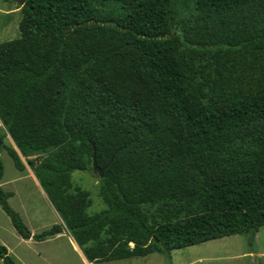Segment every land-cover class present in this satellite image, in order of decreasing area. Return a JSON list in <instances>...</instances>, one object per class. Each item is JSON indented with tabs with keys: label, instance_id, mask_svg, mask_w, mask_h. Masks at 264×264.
Here are the masks:
<instances>
[{
	"label": "trees",
	"instance_id": "1",
	"mask_svg": "<svg viewBox=\"0 0 264 264\" xmlns=\"http://www.w3.org/2000/svg\"><path fill=\"white\" fill-rule=\"evenodd\" d=\"M20 11L19 37L0 43V151L19 172L26 159L60 218L34 240L65 228L94 263L254 241L264 227V0H196L181 19L171 0H25ZM74 171L98 178L105 210L88 214ZM11 196L0 188V208L29 239ZM0 260L16 264L2 245Z\"/></svg>",
	"mask_w": 264,
	"mask_h": 264
},
{
	"label": "rangeland",
	"instance_id": "2",
	"mask_svg": "<svg viewBox=\"0 0 264 264\" xmlns=\"http://www.w3.org/2000/svg\"><path fill=\"white\" fill-rule=\"evenodd\" d=\"M0 0V43L14 40L19 37V24L22 18V6ZM196 0H171L177 18L181 19L194 11ZM14 6V14H3L7 7ZM0 125V135L3 133ZM3 144L14 147L8 134L3 138ZM0 161L3 166L4 192L14 193L9 199V206L19 214L25 227L30 232L31 241H20L16 231L0 230V245L4 246L16 264H82L77 251L71 245V238L65 228L63 236L45 240H34L38 236L60 225L61 221L52 204L33 181L32 169L26 159L22 158L25 170L20 173L5 150L0 151ZM72 189L78 187L89 194L91 206L87 210L89 215L105 210L106 206L99 196V180L89 172L74 171L71 174ZM150 217L158 220L156 208L147 207ZM0 216L6 214L0 208ZM10 224V223H8ZM33 233V235L31 234ZM259 247L264 250V227L259 231ZM29 238V239H30ZM4 242L9 249L3 245ZM33 241V242H32ZM132 249L133 245L130 244ZM256 243L251 241L249 235H236L218 240L209 241L195 246L174 250L168 259L165 254L153 253L146 257H137L99 264H264V258L255 256ZM0 264H4L0 261Z\"/></svg>",
	"mask_w": 264,
	"mask_h": 264
},
{
	"label": "crops",
	"instance_id": "3",
	"mask_svg": "<svg viewBox=\"0 0 264 264\" xmlns=\"http://www.w3.org/2000/svg\"><path fill=\"white\" fill-rule=\"evenodd\" d=\"M5 2H10L11 4H14L13 2H11L10 0H6ZM16 11H18V9L16 10L15 8H14V6H11V7H7L4 11H1V13H3V14H8V15H10V14H14ZM20 11V10H19ZM0 125H2V123H1V121H0ZM13 142V141H12ZM15 147V146H14ZM20 173H23V172H20ZM25 173V172H24ZM31 175H32V178H33V181H34V184L39 188V189H41V191L44 193V191L42 190V188H41V186H40V184H39V182H38V180L36 179V177L34 176V174L33 173H30ZM2 179H3V177H2ZM2 179H1V181H0V186L1 187H3V182H2ZM0 187V188H1ZM9 193H11V195H13L14 193H12V192H9ZM45 194V193H44ZM45 196H46V194H45ZM47 197V196H46ZM8 223H10V224H8ZM5 226L7 227V229H8V227H9V229H11V230H13V231H16L15 229H14V227L12 226V223H11V221H10V219L7 217V216H0V230L1 229H4L5 228ZM263 228V227H262ZM261 229V228H260ZM260 231V230H259ZM259 231H258V233L255 235V238H254V242L256 243V250H255V256L256 257H259V258H264V250H262L260 247H259V237H260V233H259ZM68 233V232H67ZM18 234V233H17ZM32 235H33V233H31ZM19 235V234H18ZM69 235V234H68ZM60 237V236H63V234L61 233V234H58V235H56L54 238L55 239H57L58 237ZM70 236V235H69ZM19 237V239H20V241H23V242H29V241H31V238L30 239H23L20 235L18 236ZM70 238H71V236H70ZM33 242V241H32ZM1 243L3 244V245H5L8 249H9V247L4 243V242H2L1 241ZM71 245H73L72 247H73V249L75 250V251H77V253H78V257H80V259L82 260V264H99V263H107V262H98V263H94V262H88L87 260H86V258L84 257V255L82 254V252H81V250L79 249V247L76 245V243L73 241V239L71 238ZM133 245V244H132ZM0 261H2V260H0ZM110 262H113V261H110Z\"/></svg>",
	"mask_w": 264,
	"mask_h": 264
},
{
	"label": "water",
	"instance_id": "4",
	"mask_svg": "<svg viewBox=\"0 0 264 264\" xmlns=\"http://www.w3.org/2000/svg\"><path fill=\"white\" fill-rule=\"evenodd\" d=\"M11 2L20 5V6H24L25 5V0H10ZM103 172L104 169L99 168L96 164V159L95 156L93 155V159H92V173L98 177H102L103 176Z\"/></svg>",
	"mask_w": 264,
	"mask_h": 264
}]
</instances>
